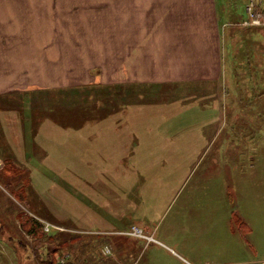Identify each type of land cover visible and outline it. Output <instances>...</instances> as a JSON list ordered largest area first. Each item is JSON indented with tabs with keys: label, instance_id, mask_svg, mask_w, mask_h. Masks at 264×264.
Returning a JSON list of instances; mask_svg holds the SVG:
<instances>
[{
	"label": "rangeland",
	"instance_id": "obj_1",
	"mask_svg": "<svg viewBox=\"0 0 264 264\" xmlns=\"http://www.w3.org/2000/svg\"><path fill=\"white\" fill-rule=\"evenodd\" d=\"M15 1L0 31V216L82 236L27 241L35 256L22 241L26 264L64 253L71 264H188L178 253L264 264V24H249L253 0H215L221 76L142 84L95 83L108 71V0ZM257 9L264 17V0ZM7 45L21 68L34 62L33 89L2 88ZM134 225L153 240L126 233Z\"/></svg>",
	"mask_w": 264,
	"mask_h": 264
},
{
	"label": "crops",
	"instance_id": "obj_2",
	"mask_svg": "<svg viewBox=\"0 0 264 264\" xmlns=\"http://www.w3.org/2000/svg\"><path fill=\"white\" fill-rule=\"evenodd\" d=\"M5 5L12 10L19 9L20 3L12 0L5 4V0H0V31L7 28L5 15L12 14L5 13ZM106 5L108 14L114 16L115 20L109 23L111 45L108 46V61L105 63L108 71L107 75H104L103 71V78L95 83L142 84L170 79L213 80L221 76V42L217 30L215 0H108ZM112 31L115 32L114 45ZM1 43L0 40L2 50ZM119 44H123L122 48ZM10 47L7 45L1 58V70L7 75L3 79V82H6L2 88L33 89L30 84L35 85L36 80L34 62L30 63V59L23 61L21 68L19 60L15 61V53ZM49 56L51 57V54ZM20 74L26 76L25 81L21 79ZM43 80V84L47 86L60 84L50 81V77L44 74ZM19 214L20 211H17L13 216H0V264H14L13 253L17 256L23 255L22 262L26 264V260H30L27 258L30 248L32 254L36 255L35 248L31 247L30 243L25 244L36 239L22 230ZM39 219L48 222L46 219ZM22 241L29 250L27 257L24 247L22 248ZM178 254L188 264H216L196 257L197 261L193 258L195 263ZM17 261L19 262V258Z\"/></svg>",
	"mask_w": 264,
	"mask_h": 264
},
{
	"label": "trees",
	"instance_id": "obj_3",
	"mask_svg": "<svg viewBox=\"0 0 264 264\" xmlns=\"http://www.w3.org/2000/svg\"><path fill=\"white\" fill-rule=\"evenodd\" d=\"M20 225L23 231H25L27 234L32 235L36 240H46L49 243L56 242L60 246L66 245L69 241H77L82 240L81 235H72L66 237L65 234H63V231L61 230L51 228L50 231L45 230V222L40 220L39 218L33 216V215H21L20 212ZM54 229V230H52ZM93 240V239H92ZM95 240L101 241L100 238H95ZM87 243H90L89 241ZM67 247V246H66ZM62 249V247H61ZM100 264V263H99Z\"/></svg>",
	"mask_w": 264,
	"mask_h": 264
},
{
	"label": "built area",
	"instance_id": "obj_4",
	"mask_svg": "<svg viewBox=\"0 0 264 264\" xmlns=\"http://www.w3.org/2000/svg\"><path fill=\"white\" fill-rule=\"evenodd\" d=\"M263 2V0H253L252 4L248 7L247 9V14H248V20H249V24L252 25H262L264 24V17H261L260 12L257 9L258 5H261V3ZM250 15V17H249ZM263 20V22H262ZM54 227L49 223H45V230L46 231H50L51 228ZM57 228H61L56 226ZM126 233L130 234V235H134V236H140V237H148L149 239L153 240V237L150 236H146L144 234V231L138 227V226H132V228L130 230H127ZM102 253L105 255H109V256H113V249L112 246L105 244L102 247ZM70 254L68 253H64V254H58L56 257V262L57 264H71L70 262ZM129 264H141V262L139 260H134L133 262L129 263Z\"/></svg>",
	"mask_w": 264,
	"mask_h": 264
}]
</instances>
